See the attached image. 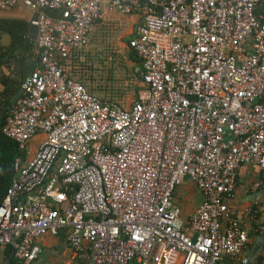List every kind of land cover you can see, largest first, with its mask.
Returning <instances> with one entry per match:
<instances>
[{
    "label": "built area",
    "instance_id": "1",
    "mask_svg": "<svg viewBox=\"0 0 264 264\" xmlns=\"http://www.w3.org/2000/svg\"><path fill=\"white\" fill-rule=\"evenodd\" d=\"M262 4L0 0V11L29 12L38 46L2 125L28 156L0 204V264L6 247L32 264L47 235L64 237L76 264H158L163 250L181 264H253L258 212L234 201L244 166L264 187ZM104 8L136 18L127 48L142 89L126 105L91 94L73 65L87 61ZM186 181L202 197L188 218L175 202Z\"/></svg>",
    "mask_w": 264,
    "mask_h": 264
},
{
    "label": "trees",
    "instance_id": "2",
    "mask_svg": "<svg viewBox=\"0 0 264 264\" xmlns=\"http://www.w3.org/2000/svg\"><path fill=\"white\" fill-rule=\"evenodd\" d=\"M260 11H264V0ZM60 13V10L49 12L53 17H59ZM29 29V23L26 20L0 18V121H4L6 115L9 113L10 110L7 108L14 96L22 89V85L28 77L29 62L37 53L35 42L28 37ZM3 35L9 37V44L7 46H4L1 42ZM87 56L86 63L90 60L88 53ZM128 56L135 67H140L141 60L132 50L128 51ZM141 89L142 85L138 84L135 92L137 93ZM2 125L3 123H0V204L15 178L16 160L21 159L26 161L28 156L25 151L19 149L16 142L7 138L2 133ZM260 207H252L253 210H257L258 214L250 224L249 237L261 235V233L264 234V222H260L259 220V213L262 210ZM250 249L247 245V250ZM2 255H4V259H7L10 264H22L13 257L11 247H6ZM250 263L259 264L260 257L258 256L256 260Z\"/></svg>",
    "mask_w": 264,
    "mask_h": 264
},
{
    "label": "rangeland",
    "instance_id": "3",
    "mask_svg": "<svg viewBox=\"0 0 264 264\" xmlns=\"http://www.w3.org/2000/svg\"><path fill=\"white\" fill-rule=\"evenodd\" d=\"M0 18L23 19L28 22L30 15L28 11L26 13H22L19 10L0 11ZM103 29L98 34L94 33L91 36V43L85 51L86 55L87 53L89 54V62L86 63L85 61L82 64H73L82 71V73H78L77 80L91 94L111 103L117 102L126 105L133 99L135 88L138 85L137 81L139 78L134 75L136 67H134L135 65L129 58L127 50H123L112 44L107 45V41H111L108 34L112 33V31L107 30L111 32L106 31L105 35L102 32ZM117 33L119 34V32ZM1 42L4 46H7L9 44V37L3 35ZM33 142L34 145L38 144V140ZM175 202L177 204L182 202L181 189H178L176 193ZM183 205L189 210L192 208V204L188 201ZM260 209L262 210L259 213V220L260 222H264V205ZM176 256V254H170V252L163 250L159 254L158 264H173Z\"/></svg>",
    "mask_w": 264,
    "mask_h": 264
},
{
    "label": "crops",
    "instance_id": "4",
    "mask_svg": "<svg viewBox=\"0 0 264 264\" xmlns=\"http://www.w3.org/2000/svg\"><path fill=\"white\" fill-rule=\"evenodd\" d=\"M135 22L136 18L134 17L124 16L104 8V20L102 22H98L95 25L92 36L94 33L98 34V32L102 30V28H104L102 32H104L105 35V32L107 30H111L112 33L108 34V37L110 36L109 39H111V41H107V45L112 44L113 46L129 51V49L127 48V41L132 36ZM117 32H119V34ZM117 34L118 37L116 38ZM36 140L39 141L40 137H36L34 141ZM36 148L37 144L34 145L33 142L32 151L34 152ZM257 180L258 172L256 169L247 166L241 168V170L239 171L237 189L235 192L234 204L236 207L244 209L264 205V187L256 189L254 187V184L257 182ZM179 189H181L182 202L176 204L181 208L184 218H188L193 213L195 208L200 204L202 197L192 182L186 181ZM187 201L192 204V208L190 210L185 208L183 205ZM249 238L250 240L248 246L251 249L247 250L246 255L254 259L257 258L260 254V245L262 248L264 234L261 233V235H253ZM41 244L43 247V252L40 257L32 264L77 263L73 252L67 248L64 237H52L47 235L41 238ZM176 255L177 256L175 258L178 260L180 255Z\"/></svg>",
    "mask_w": 264,
    "mask_h": 264
},
{
    "label": "water",
    "instance_id": "5",
    "mask_svg": "<svg viewBox=\"0 0 264 264\" xmlns=\"http://www.w3.org/2000/svg\"><path fill=\"white\" fill-rule=\"evenodd\" d=\"M28 37L30 40L35 42V48L36 51L38 49V46L36 44V39H37V28L35 27H30L29 29V33H28ZM36 59H37V53L33 56V58L30 60L29 65H28V77L30 76V74L32 73V71L34 70L35 66H36ZM22 95V90H20L12 99V101L10 102V105L8 106V110H10L15 103L17 102V100L19 99V97ZM0 123H3V121H0ZM259 249V247H258ZM261 245H260V250H261ZM183 260V257L180 256L178 259V263L177 264H181Z\"/></svg>",
    "mask_w": 264,
    "mask_h": 264
}]
</instances>
